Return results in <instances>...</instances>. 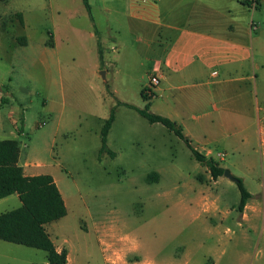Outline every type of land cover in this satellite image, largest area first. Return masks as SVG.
Wrapping results in <instances>:
<instances>
[{"label": "rangeland", "instance_id": "374dc122", "mask_svg": "<svg viewBox=\"0 0 264 264\" xmlns=\"http://www.w3.org/2000/svg\"><path fill=\"white\" fill-rule=\"evenodd\" d=\"M131 1L89 0V13L83 0H0V87L10 86L18 108L15 125L1 109L0 141L18 140L20 166L56 181L67 215L46 230L68 264H264V2L255 12L234 1L236 38L253 58L233 77L206 73L199 104L191 80L143 99L174 32L132 17ZM158 8L166 21L195 10L187 0ZM20 37L57 45L47 62ZM120 101L167 118L179 111L193 147L244 181L260 208L251 223L242 222L235 183L215 181L174 133ZM113 109L115 159L100 156ZM21 206L17 195L0 199V215ZM0 264H48V254L0 240Z\"/></svg>", "mask_w": 264, "mask_h": 264}, {"label": "crops", "instance_id": "0c3cea01", "mask_svg": "<svg viewBox=\"0 0 264 264\" xmlns=\"http://www.w3.org/2000/svg\"><path fill=\"white\" fill-rule=\"evenodd\" d=\"M234 1L187 0V4L192 5L195 10L185 15L183 20L177 21L176 19H179V17L174 16L172 12L169 13L170 18L167 21L161 19L158 0L129 2V11L132 17L156 25L160 29L174 32V37L167 43L161 57L155 62L153 75L159 77L160 84L154 93L156 90L171 93L181 91L186 87L188 80H191L190 82L193 83L191 86L197 91H194L195 93L191 94L190 98L199 104H203V88L208 86V82L203 80L206 73L210 79L215 80L219 79L222 71L233 77L234 69L253 58L252 45L236 38L238 19L236 21L234 15L239 12L236 8H239L237 4H240V2L236 0L238 2L236 4ZM261 8L262 5L258 10ZM23 22V25L20 21L19 24L25 27L24 17ZM253 28L256 29L254 24ZM19 39H22V43L19 42ZM16 41L21 45L31 46L32 50L41 58H45L47 62L48 49L53 50L57 45L54 40L49 44V42L41 39L32 46L26 37L17 38ZM233 80L232 78L231 82ZM163 82L167 84L166 89L160 87ZM176 95L171 96L174 98V102L177 103L176 106L179 107L180 103ZM11 96L10 86L0 87V111L8 108V118L15 125L14 116L18 112V108L11 102ZM153 97H156V95L154 94ZM214 110L217 109L214 108ZM179 117H181V114L177 111L169 119L181 127H186L183 122L180 124L177 122ZM21 134H23L22 131ZM185 135L189 138L188 134ZM18 164L20 165V162ZM23 169L26 176L36 175L28 174L26 165L23 166ZM259 212V207L248 202L243 212L242 222L244 224L251 223L252 215ZM239 224L241 225V223Z\"/></svg>", "mask_w": 264, "mask_h": 264}, {"label": "trees", "instance_id": "16d2710c", "mask_svg": "<svg viewBox=\"0 0 264 264\" xmlns=\"http://www.w3.org/2000/svg\"><path fill=\"white\" fill-rule=\"evenodd\" d=\"M83 1L91 13L89 0ZM18 19L23 25L22 14H18ZM21 40L19 39L20 43H22ZM102 54L101 51L100 57ZM142 97L146 101L152 99L145 93V90ZM118 105L134 109L150 124H161L174 133L186 144L193 158L210 170L215 181L224 176L226 169L221 167L214 158H207L194 148L189 138L184 134L183 128L176 122L150 112L149 105L145 109H138L121 101ZM114 121L115 109L112 110L109 119L103 126L100 149V156L107 154L112 159L116 158V153L109 149L107 143ZM19 157L20 144L17 140L0 141V199L17 195L22 203L20 208L0 215V240L45 251L48 254V264H68L67 249L58 251L46 230L48 224L66 217L67 208L63 196L51 175L26 176L23 167L18 164ZM238 180L236 185L241 193L238 211L243 213L252 195L247 190L244 181L240 178Z\"/></svg>", "mask_w": 264, "mask_h": 264}, {"label": "built area", "instance_id": "2783aa9c", "mask_svg": "<svg viewBox=\"0 0 264 264\" xmlns=\"http://www.w3.org/2000/svg\"><path fill=\"white\" fill-rule=\"evenodd\" d=\"M240 3L244 4L251 11L258 10L259 7L263 4L264 0H239ZM160 79L158 76L153 75L150 79L149 87L145 88V93L152 97L154 96V90L159 86ZM16 122V121H15Z\"/></svg>", "mask_w": 264, "mask_h": 264}, {"label": "water", "instance_id": "95a60500", "mask_svg": "<svg viewBox=\"0 0 264 264\" xmlns=\"http://www.w3.org/2000/svg\"><path fill=\"white\" fill-rule=\"evenodd\" d=\"M224 177L226 179H228L230 182L235 183V184H237L238 181H239L238 178H236L235 176H233V174L229 170H226L225 171Z\"/></svg>", "mask_w": 264, "mask_h": 264}]
</instances>
